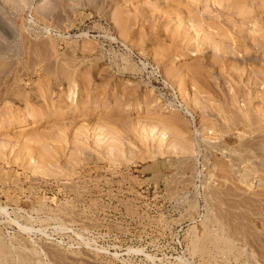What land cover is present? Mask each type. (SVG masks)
<instances>
[{
	"label": "rangeland",
	"instance_id": "rangeland-1",
	"mask_svg": "<svg viewBox=\"0 0 264 264\" xmlns=\"http://www.w3.org/2000/svg\"><path fill=\"white\" fill-rule=\"evenodd\" d=\"M0 264H264V0H0Z\"/></svg>",
	"mask_w": 264,
	"mask_h": 264
},
{
	"label": "bare ground",
	"instance_id": "bare-ground-1",
	"mask_svg": "<svg viewBox=\"0 0 264 264\" xmlns=\"http://www.w3.org/2000/svg\"><path fill=\"white\" fill-rule=\"evenodd\" d=\"M36 168V167H35Z\"/></svg>",
	"mask_w": 264,
	"mask_h": 264
}]
</instances>
